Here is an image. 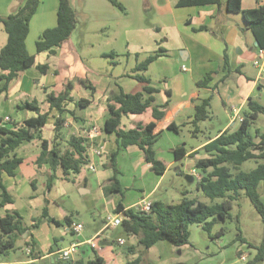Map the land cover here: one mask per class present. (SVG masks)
Listing matches in <instances>:
<instances>
[{
  "label": "crops",
  "instance_id": "obj_1",
  "mask_svg": "<svg viewBox=\"0 0 264 264\" xmlns=\"http://www.w3.org/2000/svg\"><path fill=\"white\" fill-rule=\"evenodd\" d=\"M117 1L124 6L125 12L116 8L110 0H71L79 17L77 28L61 46L38 53L36 42L45 30L56 27L59 7V0H40L26 41L28 51L35 56V64L18 72L5 90L2 89L4 82L0 83V119L4 123L9 119L11 123L23 126L26 120L37 116L31 110L16 109L25 101H37L41 113L48 114L42 138L17 149V156L23 162L16 169V175L0 174V201L1 186L14 200L12 204L0 208V215L16 210L24 218L26 226H31L47 208L49 216L62 223L57 226L43 221L31 231L35 258H30L32 254L28 255V249L32 253L33 248L29 245L30 237L25 235L19 241L21 246L15 249L24 248L25 257L9 260V254L0 258V264H56L60 260V252L72 245L77 247L74 261L88 262L98 255L106 264H127L138 258L137 236L127 233L122 227H105L106 219L117 215L116 208L120 202V197H110L106 193L107 185L114 176L113 169L108 166L109 159L118 148L116 134L104 129L110 117L107 104L109 93L123 91L133 95L144 92L149 85L157 89L153 94L154 105L165 110V117L157 121L154 130L158 137L154 150L156 158L166 166L164 174L152 170L143 151L136 145L123 149L117 157L118 178L125 192V209L139 207L143 201L175 204L184 192L190 198H197L186 188L162 189L169 172L174 168L180 172L176 167L180 163L183 171L199 181L201 174L196 164L209 157L203 148L223 132H233L240 127L242 113L250 98L264 106L261 95L264 77L253 64L259 49L241 14L229 12L223 4L177 7L178 0ZM240 1L244 10L264 5V0ZM25 2L0 0V16L17 13ZM132 14H135V20ZM158 52L161 56L146 71L134 72L137 65ZM42 65L48 66L46 73L38 69ZM138 74L147 77L149 82L137 80L135 75ZM208 74H212V79L207 85L200 86L199 83ZM83 82L95 88L93 96L92 90ZM68 83L72 84L69 93L74 102L68 103L67 108L74 114H66L64 129L69 136L87 139L88 165H94V170L83 165L80 173L71 172L68 179H63L59 170L52 189L48 190V180L53 172L49 164H40L38 159L43 140H51L54 136L58 111L51 108L47 95H59ZM257 94L261 96L257 97ZM81 99H90L91 103L86 107H76L74 103ZM207 99L211 102L206 120L212 119L210 109L214 110L220 128L215 135L197 142L204 133L200 127V123L206 122L204 120L191 135L196 142H186L181 132L189 127L195 128L196 106ZM164 105H167L166 109ZM262 115L251 128L253 133L257 130L264 133V127L257 126L263 122ZM153 121V110L149 108L143 114L123 115L120 129L127 132L138 124L147 125ZM93 129L96 132L91 138ZM63 145L65 150V143ZM176 150L179 156L184 150L185 153L177 158ZM96 151L102 155H97ZM251 161L256 168L257 162H247ZM125 174L130 175V180L140 183H126ZM145 179L150 182L145 184ZM259 192L264 202V184L259 186ZM244 196L242 192L234 204L240 207L239 202ZM240 216L232 214L238 221ZM77 225H83L80 232L74 229ZM221 237L216 240L221 247L218 258L222 256L224 259L220 264H227V260L235 259V256L232 253L226 258L227 247L223 248L222 240L218 242ZM119 238L125 239V246L117 244ZM191 241L190 236V244L181 247L166 241L159 242L143 254L144 264H209L208 258L195 249ZM92 243L96 246L93 247ZM152 255L153 262L146 260ZM247 258L248 255L242 251L240 260Z\"/></svg>",
  "mask_w": 264,
  "mask_h": 264
},
{
  "label": "trees",
  "instance_id": "obj_2",
  "mask_svg": "<svg viewBox=\"0 0 264 264\" xmlns=\"http://www.w3.org/2000/svg\"><path fill=\"white\" fill-rule=\"evenodd\" d=\"M111 3L120 11L125 12L124 6L117 0H110ZM218 4L225 5L229 12L241 14L246 22L248 29L256 43L257 49L264 50V5L252 9L244 10L240 0H178L177 7H187L196 5ZM40 0H26L25 4L17 13L7 17L0 16V27L7 34V42L0 50V83L4 82L3 88L6 89L18 72L24 71L35 64V56L30 54L27 48V38L30 32V23L38 11ZM79 17L76 10L72 7L71 0H59L57 13V25L54 28L45 30L36 42V51H52L53 48L61 46L66 42L77 28ZM243 30V29H242ZM244 31V30H243ZM161 56L160 52L150 56L145 62L137 65L134 72H144L148 66ZM226 63H227V56ZM42 73L48 70L47 65L38 66ZM140 82L148 83L149 79L144 75H135ZM212 79V74L206 75L199 85H207ZM92 90L95 88L83 82ZM71 83L66 85L64 91L59 95L49 93L47 102L52 109L58 111V117L54 124V136L51 140H43L42 152L38 162L50 165L52 174L49 177L47 189L51 190L55 180L58 178V171H61L63 179H68L71 172L80 173L82 166L88 164L86 154L88 141L85 138L69 136L64 129L66 114H74L67 108V104L74 102L70 97L69 88ZM157 89L146 86L144 92L137 94H126L111 92L108 95V110L110 117L105 122V131L115 133L117 136V150L111 155L108 166L113 169L114 176L107 185L106 193L110 197H120V202L116 208V214H122V229L129 234L135 235L139 239V256L135 261L127 264H144L143 254L159 242L166 241L176 247L190 244V226L201 225L209 234L211 239L219 238L221 232L212 234L214 226L219 222L231 220V210L236 201L242 195L251 201L255 210L261 216L264 223V202L259 192V186L264 184V133L259 130L254 133L251 131L255 121L261 114H264V106L254 101L248 100L247 106L242 113L240 127L230 132L229 130L220 134L217 138L208 143L203 150L209 154L208 158L197 162L196 167L201 174L198 182V190L209 199L210 203H205L197 198H190L187 192L182 193V198L178 203L166 204L162 201H154L151 211L145 213L139 207L125 209L123 201L125 192L121 186L118 176L120 171L117 168V157L119 153L130 145L138 146L144 153V158L157 174H164L165 164L156 158L154 144L157 135L154 134L157 121L165 117V110H160L154 105V93ZM149 95L146 97V95ZM211 99L204 100L196 106V118L193 122L195 129L198 124L209 117ZM91 103L90 99H81L74 103L76 107H86ZM152 108L154 121L147 124H138L135 129L124 131L120 129L121 118L126 114H143L147 109ZM164 109L167 105L163 106ZM17 110H31L37 114L36 117L26 120L23 126L0 119V174L6 172L10 176L16 175V169L23 162L17 156V149L35 139L42 138V130L46 127L48 114H42L40 105L37 101H25L16 107ZM5 124V125H4ZM11 124L12 126H7ZM63 143L66 149L64 150ZM177 158L178 150L175 151ZM255 160L257 167L251 171H243L240 167L247 161ZM195 179V178H194ZM2 200L0 208L13 203V197L1 186ZM35 223L26 226L24 218L16 211L8 210L4 216L0 215V258L8 256L14 251L18 242L23 236H29V245L33 248L30 258H35V244L31 231L39 226L43 221L60 226L62 223L51 218L47 208ZM238 221V220H237ZM67 224L68 221H66ZM238 240L246 244L242 233ZM250 248L256 250L255 256L247 264H261L264 262V237L262 242L255 246L248 244ZM56 264H106L104 259L98 255L94 259L83 261H62ZM148 264V263H147ZM182 264V263H180Z\"/></svg>",
  "mask_w": 264,
  "mask_h": 264
},
{
  "label": "rangeland",
  "instance_id": "obj_3",
  "mask_svg": "<svg viewBox=\"0 0 264 264\" xmlns=\"http://www.w3.org/2000/svg\"><path fill=\"white\" fill-rule=\"evenodd\" d=\"M133 15V19L135 20V14ZM7 42V34L3 30L2 27H0V50L1 48L6 44ZM1 72V70H0ZM262 100L264 104V89L261 93ZM257 94L258 96H261ZM210 113L212 114L211 120H206V122L200 123V127L203 129L204 133L199 136V140H196L197 142L203 141L206 137L209 135H215L218 129L220 128L219 119L217 118V115H215V111L210 109ZM261 121L257 124V126L263 128L264 127V115L261 116ZM194 127H189L187 129H184L183 132H181V137L185 139L186 142L195 141L191 135L194 133ZM195 141V142H196ZM177 168H179L181 171L179 172L176 168L172 169L171 172L166 177V180L164 182V185L162 186V189L164 188H186L188 189L194 197H197L202 202L210 203L211 201L207 199L202 192L198 190V180L195 179L194 182L190 183L186 180V175H190L183 171L184 167L182 164L176 165ZM254 168L253 161L247 162L243 165L242 170L248 171L250 169ZM124 181L126 183L131 182V184H139L140 181H133L130 180V175L125 174ZM150 181L148 179L144 180L145 184H148ZM125 200V199H124ZM167 202V201H165ZM169 203H172L171 200H169ZM240 207L238 204H234L232 209L233 216H236L237 214H241L240 221H237L236 218H232L231 220H228L226 222H219L217 223L213 230L212 234H216L217 232H221L223 229V234L218 242L222 240V244L224 245L223 248H226V258L231 257L232 253H234L235 259L227 260V264H247L249 260H251L255 254L256 250L253 248H250L248 244L258 245L261 243L263 237H264V225L263 221L261 220L260 216L256 212L255 208L251 204L250 200L244 196L242 200L239 202ZM63 206L68 207V205L63 204ZM191 230V237L192 241L191 243L194 244L195 249H197L200 253L205 255V258H208L206 260H209V264H220L222 260L224 259L222 256L218 258V254L221 251V247H219L220 243H217L216 239H211L209 237V234L203 229L200 228V226L194 225L190 228ZM240 232L242 233L243 238L247 241L246 244H243L241 241L238 240V236L240 235ZM20 243V242H19ZM17 245L21 246L22 243ZM216 243V244H215ZM216 248V249H215ZM24 249V248H23ZM19 248L15 251H11L8 257L9 260H14L16 258H24V250ZM240 251V252H239ZM244 252L248 255V258L245 260H240V254L241 252ZM214 258V259H213ZM153 259V255L151 258L146 260H149L151 262ZM217 259V260H216ZM264 264V263H261Z\"/></svg>",
  "mask_w": 264,
  "mask_h": 264
},
{
  "label": "built area",
  "instance_id": "obj_4",
  "mask_svg": "<svg viewBox=\"0 0 264 264\" xmlns=\"http://www.w3.org/2000/svg\"><path fill=\"white\" fill-rule=\"evenodd\" d=\"M253 64L256 68L259 69L260 76L264 77V50L259 49L258 58L254 61ZM184 69H185V67H184ZM9 121L10 120L8 119L5 122L7 123ZM95 132H96V129H93L92 134H91V138H92V135L95 134ZM95 153L99 156L102 155V153L100 151H96ZM85 166H88L90 170H94V165H92V164H89V165L86 164ZM151 205H152V203L150 201H143L140 204L139 208L141 211H144L145 213H149L151 211ZM122 222H123L122 214L111 215L106 219L105 227H106V229H115V228L121 227ZM74 229L76 232H80L83 229V225H77V226H75ZM117 244L120 247H123V246H125L126 241L124 238H119L117 240ZM92 246L95 247L96 245L94 243H92ZM76 249H77L76 245H72L69 248L62 250L60 252L59 259L62 261L72 260L73 255L76 252ZM30 254H31V250L28 249V255H30Z\"/></svg>",
  "mask_w": 264,
  "mask_h": 264
},
{
  "label": "water",
  "instance_id": "obj_5",
  "mask_svg": "<svg viewBox=\"0 0 264 264\" xmlns=\"http://www.w3.org/2000/svg\"><path fill=\"white\" fill-rule=\"evenodd\" d=\"M255 46H258L257 43L255 44ZM185 178H186V180H187L188 182H190V183L194 182V177L191 176V175H186Z\"/></svg>",
  "mask_w": 264,
  "mask_h": 264
}]
</instances>
